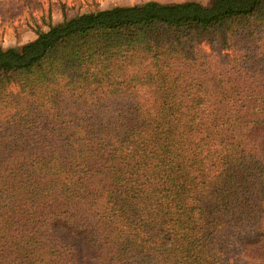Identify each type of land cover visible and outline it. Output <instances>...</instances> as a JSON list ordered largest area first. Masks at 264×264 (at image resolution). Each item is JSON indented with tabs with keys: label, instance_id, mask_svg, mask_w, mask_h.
Returning <instances> with one entry per match:
<instances>
[{
	"label": "trees",
	"instance_id": "1",
	"mask_svg": "<svg viewBox=\"0 0 264 264\" xmlns=\"http://www.w3.org/2000/svg\"><path fill=\"white\" fill-rule=\"evenodd\" d=\"M35 35L0 47V264H264V0Z\"/></svg>",
	"mask_w": 264,
	"mask_h": 264
},
{
	"label": "crops",
	"instance_id": "2",
	"mask_svg": "<svg viewBox=\"0 0 264 264\" xmlns=\"http://www.w3.org/2000/svg\"><path fill=\"white\" fill-rule=\"evenodd\" d=\"M14 1L18 0H0V47L6 48L9 46L21 45L25 42L33 40L36 35L31 31L29 25H33L30 21V15L39 18L41 21L33 20L38 23V27L46 29L49 23H56L63 19V17H72L65 11V15L61 11L57 13L56 3L51 6L52 12L48 10V0H36L41 4L34 5V0H21L19 7L25 6L23 12L20 14L19 10L13 11V5H17ZM44 1L47 3L44 4ZM46 8V11L44 10ZM41 15V16H40ZM44 15V17H43ZM45 19L47 25L42 21ZM43 23V24H42ZM37 28V26H35Z\"/></svg>",
	"mask_w": 264,
	"mask_h": 264
},
{
	"label": "rangeland",
	"instance_id": "3",
	"mask_svg": "<svg viewBox=\"0 0 264 264\" xmlns=\"http://www.w3.org/2000/svg\"><path fill=\"white\" fill-rule=\"evenodd\" d=\"M21 0L18 1H14V3H17V5H13V11L15 10H19V13L21 14L25 8L23 7H19ZM143 1H150V0H48V10L50 12H52L53 10H51V6L53 4H57L56 8H57V13H60L61 11L63 12V14L65 15V11L71 16V15H75L79 12L88 10V9H94L96 7H100V8H107V7H111L113 5H129V4H134V3H139V2H143ZM154 1H159V2H179V1H184V0H154ZM201 2H206L207 0H198ZM34 5L36 6L37 4H41V2H38L36 0H34ZM47 3L46 1H44V4ZM44 10L46 11V8H44ZM41 16V15H40ZM44 17V15H43ZM30 21L32 22L33 25H29V28L31 29V31L33 30V32L35 33V26L38 27V23H35L34 21H32V18H34L33 20L36 21H41V19L39 20V18H35L32 15H30ZM43 19V18H42ZM44 24L47 25V22L45 19H43L42 21ZM42 23V24H43ZM49 24V22H48Z\"/></svg>",
	"mask_w": 264,
	"mask_h": 264
}]
</instances>
